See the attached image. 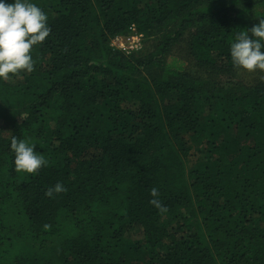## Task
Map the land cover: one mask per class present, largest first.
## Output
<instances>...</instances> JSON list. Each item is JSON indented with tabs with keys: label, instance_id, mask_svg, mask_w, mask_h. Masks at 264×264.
Instances as JSON below:
<instances>
[{
	"label": "trees",
	"instance_id": "16d2710c",
	"mask_svg": "<svg viewBox=\"0 0 264 264\" xmlns=\"http://www.w3.org/2000/svg\"><path fill=\"white\" fill-rule=\"evenodd\" d=\"M33 2L51 32L0 79V264H264V87H216L264 0ZM131 27L146 56L110 46ZM187 35L199 74L171 55ZM13 136L43 154L35 173Z\"/></svg>",
	"mask_w": 264,
	"mask_h": 264
},
{
	"label": "clouds",
	"instance_id": "9594fccd",
	"mask_svg": "<svg viewBox=\"0 0 264 264\" xmlns=\"http://www.w3.org/2000/svg\"><path fill=\"white\" fill-rule=\"evenodd\" d=\"M47 21V14L33 0H0V79L33 69L31 50L49 36L51 28ZM229 52L234 67L264 72V17L258 18L251 29L240 30ZM35 145L16 136L11 138L10 149L17 170L35 173L46 163L43 154L34 151ZM65 190L64 185L57 182L47 188L45 195L52 197ZM150 195L149 203L160 212H166L167 207L159 199L156 187L150 189Z\"/></svg>",
	"mask_w": 264,
	"mask_h": 264
},
{
	"label": "rangeland",
	"instance_id": "374dc122",
	"mask_svg": "<svg viewBox=\"0 0 264 264\" xmlns=\"http://www.w3.org/2000/svg\"><path fill=\"white\" fill-rule=\"evenodd\" d=\"M248 1L251 3L256 0H248ZM259 11L260 10H254L253 14L250 17L256 18L259 14L261 15L262 12L259 13ZM170 28L173 29V27H170ZM131 29H133L134 31L131 32L132 31ZM131 29H130V33L125 36V39H127L128 37L131 38L132 35H140V38L137 44L138 49L134 53L139 56H146L153 49V45L155 44V42L153 41L154 37L147 36L145 33L140 34L139 31H137L136 27H131ZM188 41H189V36L187 35L183 38V40L178 45H176L173 48V50L171 51V55L184 61L185 70L188 73L199 74L200 73L199 70L196 67H194V61L192 57L188 54V51H189V49L187 51V48H189ZM133 43H134L133 45H135L137 43V40L134 39ZM22 74L23 76H26L24 73ZM256 83L264 87V72H261L259 70L248 72V71L237 68L233 72L222 73L221 76L216 79V87L219 86L220 88H223L224 92H226L224 93L225 95H228L227 93L229 92L242 93L245 91V89H249L248 87ZM209 102L210 103L204 102L201 104L204 105V109L207 112L214 111V106L217 105L219 101L215 98H212V100ZM218 142H220L219 139L216 141V143ZM195 157H198V154H196ZM193 160L194 159L189 160L190 161L189 165L193 164Z\"/></svg>",
	"mask_w": 264,
	"mask_h": 264
},
{
	"label": "built area",
	"instance_id": "2783aa9c",
	"mask_svg": "<svg viewBox=\"0 0 264 264\" xmlns=\"http://www.w3.org/2000/svg\"><path fill=\"white\" fill-rule=\"evenodd\" d=\"M131 29V28H130ZM133 32L134 30L131 29ZM140 38V35H132L131 38L125 39V36H116L113 39L110 40V46L117 50L120 51L124 54H129L133 51H136L138 49V40ZM134 39L137 40V43L133 45Z\"/></svg>",
	"mask_w": 264,
	"mask_h": 264
}]
</instances>
